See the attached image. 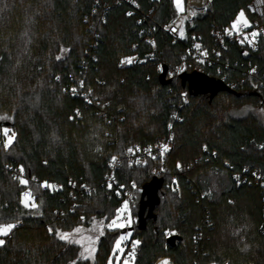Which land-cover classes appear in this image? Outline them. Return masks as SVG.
<instances>
[{
    "label": "trees",
    "instance_id": "trees-1",
    "mask_svg": "<svg viewBox=\"0 0 264 264\" xmlns=\"http://www.w3.org/2000/svg\"><path fill=\"white\" fill-rule=\"evenodd\" d=\"M138 1L143 12L153 9L154 31L118 0H0V225H16L0 237V264H111L121 230L107 229L93 261L57 233L89 225L94 217L111 222L124 202L119 185L135 196L136 221L128 229L138 242L132 264H155L161 257L175 264H264V186L249 182L256 169L264 184V122L252 113H231L243 106L264 108V39L256 51L230 45L224 52L219 64L229 63L226 74L237 86L213 99L186 87L190 103L181 108L185 87L161 79L164 66L176 67L187 57L193 35L212 45L213 26L248 13L252 0H213L212 11L198 15L179 42L162 30L177 15L174 0ZM150 36L163 67L155 60L120 68L134 43L140 55L150 50ZM250 63L257 65L261 87L247 76ZM81 85L100 105L70 94L69 87ZM146 116L159 134L148 130ZM7 128L14 139L5 147ZM170 136L165 156L144 167L124 164L118 185L107 188L114 157ZM14 168L25 172L26 184L14 179ZM238 173L248 182L238 184ZM174 176L180 194L169 185ZM154 177L163 178L164 186L141 228L144 186ZM26 192L35 207H25ZM173 235L181 240L171 246Z\"/></svg>",
    "mask_w": 264,
    "mask_h": 264
},
{
    "label": "built area",
    "instance_id": "built-area-1",
    "mask_svg": "<svg viewBox=\"0 0 264 264\" xmlns=\"http://www.w3.org/2000/svg\"><path fill=\"white\" fill-rule=\"evenodd\" d=\"M118 1L129 5L132 8V11L140 16L141 21L149 22L153 31L156 29L158 24L152 16L153 9H150V11L148 12H143V9L138 0ZM149 1L158 4L161 0ZM212 4L213 0H184L183 10L177 11L176 17L168 24L164 25L162 27V30L171 35L174 42L185 40L187 26H192L194 20L198 15H202L208 11H212ZM247 10L249 15L254 17V19H251L250 22L238 20L236 17L230 20L223 27L213 26L211 30L213 43L210 46L208 44L199 42V40H197L193 35L192 44L187 46V57H183L181 63L178 66L168 68L166 79L178 80L181 82L182 74L199 72L205 74L211 79L222 81L230 89H236V82L230 80L229 76L226 74V70L229 69V63L224 61L222 65L219 64L221 57L224 55V52L228 51L230 45H237L238 47L243 48L246 51H256L259 49L260 44L264 39V0H252V2L248 5ZM245 22L247 23V26H245ZM234 24L236 25L235 27H233ZM254 32L257 33V35L253 36L252 33ZM146 43L148 44L150 50L144 55H140L138 52L140 48L139 44L134 43L133 45H131V54L121 60L119 67L126 68L129 66L145 64L147 62L156 60L159 67L162 68L163 61L160 58H157V55L155 54V51L157 49L155 38L151 36L148 37ZM247 76L254 80L255 88L261 87L260 85H263V82L257 75L256 64H249ZM69 92L72 96L82 97L88 105H92L95 102L100 105L99 101L92 97L91 92L84 89L82 85L80 88H77L76 86L69 87ZM178 100V104L181 108L188 105L190 103L189 89L185 87L182 91H180ZM76 114L80 118L82 112L78 110ZM174 119L180 121L178 112L174 113ZM169 130H172V125L169 126ZM171 140L172 136L159 140L148 146L135 145L129 148L123 156L114 157L109 163V171L105 177L107 188L112 189L118 185L117 174L124 164H127L130 167H144L150 161L160 160L168 152ZM165 146L167 148L166 151L164 150ZM130 149L131 151H129ZM12 171V175L15 180H22L25 178V172L23 170L21 171V169L14 168L12 169ZM245 172H248L247 168L244 170V173ZM243 175V173H238L235 174L233 178L238 184H241L242 182H248L249 177H245ZM250 178V183L252 181H257L261 183L262 186H264V184L262 183L261 173L258 170H253L251 172ZM176 181L177 179L174 176L172 178L173 184L169 185L172 186V188L180 194L181 188L178 184H176ZM52 188L55 190H59L61 188V185L55 183L52 185ZM86 190L88 192H91L90 188H86ZM116 190L119 198L128 203L130 210L133 211L135 196L131 189H125L122 185H119V188ZM71 196L72 198H75V195L73 193H71ZM72 207L75 208L76 204L73 203ZM132 220L133 222H135L136 217L133 216ZM259 229L260 231H264V207L263 219ZM201 237L202 236H200L198 239L201 240ZM124 248V259L132 262L135 255L133 256L131 255V253L133 251V248H135L136 254V240L134 238L127 240L124 244ZM164 261H167V264H175L168 257H161L155 262V264H162V262Z\"/></svg>",
    "mask_w": 264,
    "mask_h": 264
},
{
    "label": "rangeland",
    "instance_id": "rangeland-1",
    "mask_svg": "<svg viewBox=\"0 0 264 264\" xmlns=\"http://www.w3.org/2000/svg\"><path fill=\"white\" fill-rule=\"evenodd\" d=\"M174 3H175V7L177 11H181L179 9L184 8V0H181V3L179 5L177 4V0H174ZM241 12L244 13V16L240 17V14H239L237 16V19L239 17V20L241 21L250 22L251 18L249 14L246 11H241ZM2 42H3V38H0V43ZM35 51H36V46L33 47L32 53L30 52L29 56H31V54L36 53ZM66 53H67V50H63L62 55L64 56ZM21 55H23L22 58L24 59V56H25L24 51L21 53ZM63 56H57V57L61 58ZM33 61L34 60L32 58L31 62L33 63ZM224 102L225 104H227L229 103V100H224ZM150 113L151 115L152 114L154 115L153 110ZM231 113H233L236 116H245L249 113H252L255 116H257L262 122H264V108L243 106L241 108L232 109ZM149 119H150V116L145 117V121L149 122L148 130H151L156 135L159 134L160 129H159L158 124L154 122H150ZM4 133L6 134L5 147H8L14 139V132L12 129L7 128V129H4ZM9 141L11 142L9 143ZM191 163L192 162L187 164L188 168L192 167ZM23 194H24L23 195L24 202H27V204L30 203V205H35L34 203L29 202L31 201V198L26 197L25 193ZM132 218H133V214L129 208L128 203L123 202L120 208L117 210L116 215L112 218L111 222H109L108 224L105 223V219L94 217L89 225H79L78 227H76L75 229L71 231L58 232L57 235L60 238V234H68L67 237L62 240L78 245L81 249V254H83L81 256L85 259H89L93 261L95 258L96 252H97L98 242L100 238L108 232L107 229L109 228L112 230H115V229L121 230V234L116 239V242L114 244L113 254H112L110 263L111 264H132V262L124 259V252H125L124 244L127 240H130L133 235V232L128 230L134 225ZM0 237L2 238L4 236H0ZM118 241H119V244L117 243ZM113 258L115 259V262ZM210 264H218V263L211 262Z\"/></svg>",
    "mask_w": 264,
    "mask_h": 264
},
{
    "label": "water",
    "instance_id": "water-1",
    "mask_svg": "<svg viewBox=\"0 0 264 264\" xmlns=\"http://www.w3.org/2000/svg\"><path fill=\"white\" fill-rule=\"evenodd\" d=\"M168 67L164 66L161 74V79L165 80L167 76ZM181 82L183 87H188L194 94L208 93L213 99L216 95L222 92H231V90L220 80L211 79L205 74L199 72L184 73L181 75ZM164 186V179L154 177L149 183L144 186V199L140 204L139 218L140 227L145 225V214L149 209L152 212L154 207L159 203V191ZM146 197V198H145ZM181 237L173 235L168 238V243L174 246Z\"/></svg>",
    "mask_w": 264,
    "mask_h": 264
},
{
    "label": "snow or ice",
    "instance_id": "snow-or-ice-1",
    "mask_svg": "<svg viewBox=\"0 0 264 264\" xmlns=\"http://www.w3.org/2000/svg\"><path fill=\"white\" fill-rule=\"evenodd\" d=\"M181 3V0H177V4L179 5ZM179 10H183L182 8H180ZM244 16V13L243 12H241L240 13V17H243ZM238 20H239V17H238ZM236 25L234 24L233 25V27H235ZM245 26H247V23L245 22ZM252 35L253 36H255V35H257V33H252ZM197 47H199V46H197ZM60 57H57V59H59ZM127 62H131V61H127ZM11 141H9V143H10ZM7 146V145H6ZM164 150L166 151L167 150V148H166V146H165V148H164ZM129 151H131V149L129 150ZM21 171H22V169H21ZM21 183H27V181H21ZM25 196L26 197H29L30 198V196H31V194L30 193H25ZM28 206V204H27V202H25V207H27ZM33 207H35V205H32ZM16 225L15 224H8V225H6V226H3V225H0V236H7V235H9L10 234V232H11V230L15 227ZM77 231H79V230H77ZM67 235L68 234H60V238L61 239H65L66 237H67ZM118 244H119V241L117 242ZM138 243V242H137ZM5 244V241L3 240V239H0V246H3ZM81 255H83V254H81ZM131 255H135V248H133V251H132V253H131ZM162 264H167V261H164V262H162Z\"/></svg>",
    "mask_w": 264,
    "mask_h": 264
},
{
    "label": "crops",
    "instance_id": "crops-1",
    "mask_svg": "<svg viewBox=\"0 0 264 264\" xmlns=\"http://www.w3.org/2000/svg\"><path fill=\"white\" fill-rule=\"evenodd\" d=\"M30 202V201H29ZM114 262H115V259L113 258Z\"/></svg>",
    "mask_w": 264,
    "mask_h": 264
}]
</instances>
